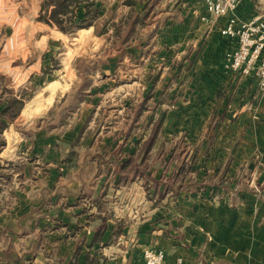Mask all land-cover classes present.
<instances>
[{
    "label": "crops",
    "instance_id": "0c3cea01",
    "mask_svg": "<svg viewBox=\"0 0 264 264\" xmlns=\"http://www.w3.org/2000/svg\"><path fill=\"white\" fill-rule=\"evenodd\" d=\"M118 1L108 0L105 8L114 11L115 22L129 12ZM187 2L190 11H183L180 21L166 12L165 26L156 33L155 57L171 53L169 73L148 76L145 92H124L112 106L121 121L106 136L99 137L100 128L110 112L95 106L91 92L77 105L70 103L67 124L42 123L30 132L34 115L55 110L69 95L80 99L72 91L79 83L74 65L63 69L72 77L66 92H60L59 81L52 90L49 83L13 118L16 78L8 76V84L0 86V264H144L145 249L163 251L164 264L177 259L264 264V87L253 74L224 67V53L236 46L235 39L220 34L230 16L209 28L200 25L206 24L201 1ZM259 14L264 18V0H242L235 12L242 20ZM138 27L128 32L123 27L121 44L113 29L99 37L93 27L77 32L120 44L115 57L122 65L146 52L148 39ZM37 43L42 52L45 43ZM38 46L23 43L17 49L24 59L30 57L22 85L37 83L45 65L32 61ZM159 113L165 117H158V136L142 159ZM143 119L151 126L146 137L136 134ZM166 129L168 140L159 136ZM165 141L168 158L160 159ZM182 162L190 168L182 184L172 187L177 194L172 197L161 183L171 182Z\"/></svg>",
    "mask_w": 264,
    "mask_h": 264
},
{
    "label": "rangeland",
    "instance_id": "374dc122",
    "mask_svg": "<svg viewBox=\"0 0 264 264\" xmlns=\"http://www.w3.org/2000/svg\"><path fill=\"white\" fill-rule=\"evenodd\" d=\"M41 1L42 0H0V59L3 60L0 63V86H6L8 84V76H10V78H16L14 91L17 98L12 99L13 101L11 103L14 113H11L13 115L10 114V118L16 117L24 103L35 94H39V89H42L41 87L43 86H48L49 83L52 86H48V88L52 90L55 86H59V81L61 84L60 92H66L69 86L67 78H72L70 74L66 75L63 71L66 65H70L71 67L74 65L75 68L77 67V71L79 72V83L75 85V89L73 88L72 91L75 92L76 96H80V99L76 100L75 96L72 98V96L69 95V97L61 99L55 110H51V112L43 115H34L33 117L37 118L33 119V127L30 130L31 134L35 132V128H37L36 125L42 123L47 128L55 127L56 123L67 124L72 113L70 110V103L74 100L77 105L83 101L84 95H89L91 92L89 99L93 100L91 96L94 94L97 100L95 106L100 104V106H102L101 110L107 113L110 112L108 116L103 118L106 123L100 128L101 134L99 137H102V135L106 136L107 133L110 132V128L117 126L118 122L121 121V116L112 114V106H116L120 103L121 98H123V93L129 91L136 93L145 92L147 90V84L151 83V79L147 80L148 76L159 74L162 78H165V75L169 73L166 60L170 58L171 53L165 50L155 57L154 51V43H156L155 38L158 28L165 26V17L169 16L165 13L174 14L175 21H180L182 12H187L191 9L187 0H143L142 3L144 4L147 1L149 7L147 8L145 24L139 26L138 29L141 31L142 38L148 39V42L145 44L146 52L144 56L138 59L127 60L124 58L125 61L120 65V62H118L119 57H115L117 53H119V55L121 54L120 48L118 47L120 44H114L112 41L111 44L103 37L94 39L92 35L88 36L86 33L80 32L61 36L57 30L37 21L38 9ZM194 2L192 3V7L195 5ZM118 3L123 5V0H121V3L118 1ZM184 6L185 9H183ZM113 7H115V4H113ZM158 16L161 20L155 25ZM193 21L194 18L192 22ZM212 24L214 23H200V25H206L209 28ZM97 37L99 36L97 35ZM40 39L45 43L42 52L38 46L39 43H37ZM23 43L37 44L38 51L32 56L33 62L39 59L45 61V65L38 75L39 77L35 79L37 83H34V79L31 81L29 80L25 85L20 83L23 76V68L30 63V57L24 59L23 53L17 52L18 47ZM228 52L227 50L223 55V63L226 69H228L226 62ZM76 56L80 57L73 62L72 59ZM74 67L72 69H74ZM72 74L73 76L75 75L74 72H72ZM136 78H141L143 81L139 82ZM128 80L131 82H124ZM161 80L164 82L163 79ZM163 82H159V87L165 84ZM25 93L30 94V97L24 100L20 99ZM151 99L152 95L150 93L147 100L151 101ZM18 101H21V108L19 111L16 109V103L19 104ZM146 115L148 116L145 112V118L147 117ZM158 117L162 119L165 116L159 113L157 118ZM108 118L111 119V123H108ZM157 120L160 119L158 118ZM104 121L101 119L100 125H103ZM145 122L146 120L140 122V128H142V130H136V134H139L141 131L146 137L148 136V131L145 129H149L151 126L149 123L146 125ZM93 132L95 133V131ZM134 133L135 131L133 130L131 134ZM169 134L171 133L166 129L164 132H160L159 136L168 140ZM27 135L29 134L27 133ZM100 142V139H98L99 144ZM164 143L160 153V159L164 156L168 158L167 155L170 150V144L168 141ZM148 162L150 163L151 161ZM161 165L168 170L167 164L163 165L161 163Z\"/></svg>",
    "mask_w": 264,
    "mask_h": 264
},
{
    "label": "trees",
    "instance_id": "16d2710c",
    "mask_svg": "<svg viewBox=\"0 0 264 264\" xmlns=\"http://www.w3.org/2000/svg\"><path fill=\"white\" fill-rule=\"evenodd\" d=\"M142 1L143 0H123V5L129 7V12L126 16L121 17L115 22L113 20L114 11L108 9L105 12V8H108V0H42L39 5L37 21L64 34H72L78 30L93 27L94 33L101 36L105 35L109 29H113V37L121 44V42H125L123 35H121L123 27H127L128 32L134 30L136 25L142 26V24H145L147 8L149 6L148 0L144 4ZM29 97L30 94L25 93L20 99L24 100ZM18 102L19 104L16 103L17 111L21 108V101ZM6 111L7 108L4 110V113ZM150 121H152V119ZM154 124L151 136L144 147L142 159L146 158L151 144L157 138L162 120H157ZM163 144L162 142L160 145V152L163 149ZM189 168V164L185 162L180 163L176 168L175 175L172 179L173 182L167 181L161 183L164 186V192L168 193L172 191L174 185L176 188L180 186ZM153 183L156 184L157 182L153 181ZM175 196H177V194L172 191V197ZM162 197L163 194H160L159 198L161 199Z\"/></svg>",
    "mask_w": 264,
    "mask_h": 264
},
{
    "label": "built area",
    "instance_id": "2783aa9c",
    "mask_svg": "<svg viewBox=\"0 0 264 264\" xmlns=\"http://www.w3.org/2000/svg\"><path fill=\"white\" fill-rule=\"evenodd\" d=\"M205 10L201 18L205 23L230 16L220 34L236 40V46L227 54V67L231 71L247 76L253 74L258 85L264 87V18L253 16L248 20L239 19L235 12L242 0H200ZM164 252L145 249L144 264H164ZM175 264H185L177 259Z\"/></svg>",
    "mask_w": 264,
    "mask_h": 264
}]
</instances>
